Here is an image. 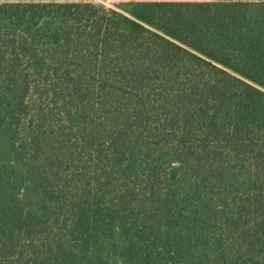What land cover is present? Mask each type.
I'll return each instance as SVG.
<instances>
[{"label": "trees", "instance_id": "16d2710c", "mask_svg": "<svg viewBox=\"0 0 264 264\" xmlns=\"http://www.w3.org/2000/svg\"><path fill=\"white\" fill-rule=\"evenodd\" d=\"M0 264H264V0H0Z\"/></svg>", "mask_w": 264, "mask_h": 264}, {"label": "crops", "instance_id": "0c3cea01", "mask_svg": "<svg viewBox=\"0 0 264 264\" xmlns=\"http://www.w3.org/2000/svg\"><path fill=\"white\" fill-rule=\"evenodd\" d=\"M116 3H130V2H210L212 0H111Z\"/></svg>", "mask_w": 264, "mask_h": 264}, {"label": "rangeland", "instance_id": "374dc122", "mask_svg": "<svg viewBox=\"0 0 264 264\" xmlns=\"http://www.w3.org/2000/svg\"><path fill=\"white\" fill-rule=\"evenodd\" d=\"M82 1L90 2L96 5H103L106 6L107 8H114V9H116V6L118 4H121V3L113 2L111 0H82Z\"/></svg>", "mask_w": 264, "mask_h": 264}]
</instances>
